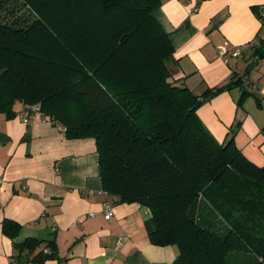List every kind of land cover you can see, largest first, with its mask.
Listing matches in <instances>:
<instances>
[{"label":"trees","instance_id":"1","mask_svg":"<svg viewBox=\"0 0 264 264\" xmlns=\"http://www.w3.org/2000/svg\"><path fill=\"white\" fill-rule=\"evenodd\" d=\"M161 4L0 0V114L38 106L68 139H95L103 190L151 210L150 241L176 246L174 264H236L241 255L264 264V166L238 148L241 123L219 143L198 115L242 81L234 75L201 95L176 85L175 48L155 18ZM249 97L244 91L238 107ZM2 228L10 239L21 231L11 220ZM16 249L19 264L58 257L55 239Z\"/></svg>","mask_w":264,"mask_h":264},{"label":"crops","instance_id":"2","mask_svg":"<svg viewBox=\"0 0 264 264\" xmlns=\"http://www.w3.org/2000/svg\"><path fill=\"white\" fill-rule=\"evenodd\" d=\"M161 1L155 18L175 48L172 81L201 95L236 75L242 82L204 103L198 115L219 143L241 123L236 144L263 167L264 57H258L264 53V16L258 13H264V0ZM252 42L259 44L258 54L249 48L232 55ZM222 48L231 55L229 63L219 55ZM244 91L250 97L239 108ZM16 112L11 119L0 114V264H19L13 259L16 246L28 238L55 239L58 257L44 264H174L176 246L150 241L151 210L116 203L103 190L95 139H68L63 127L22 104ZM107 201L111 219L104 211ZM5 220L21 225L16 238L4 235Z\"/></svg>","mask_w":264,"mask_h":264},{"label":"built area","instance_id":"3","mask_svg":"<svg viewBox=\"0 0 264 264\" xmlns=\"http://www.w3.org/2000/svg\"><path fill=\"white\" fill-rule=\"evenodd\" d=\"M262 16H264V13H262ZM257 45H258L257 42H252L249 45H244L242 47H238V49H236L235 52L232 55H234V56H240L245 51H247V49H249V48L252 49V48H254ZM219 55L221 56V58H224L225 59V63H229V58H230L231 55H229L227 49H225V48L220 49ZM29 109L32 110V111H35V112L40 113V108L38 106H32ZM25 114H26V112L25 113H22L21 117H23L25 119V121L27 122L28 121V117ZM104 211H105L106 217L108 219H111L113 217V205H112L111 202H109V201L105 202V204H104ZM125 239H126V237H123V238H121V241H123Z\"/></svg>","mask_w":264,"mask_h":264},{"label":"rangeland","instance_id":"4","mask_svg":"<svg viewBox=\"0 0 264 264\" xmlns=\"http://www.w3.org/2000/svg\"><path fill=\"white\" fill-rule=\"evenodd\" d=\"M14 5V4H13ZM28 15L30 14V12H28L27 13ZM28 19V18H27ZM29 20V19H28ZM30 21V20H29ZM29 21H26V23H29ZM232 58H234V57H232ZM232 58L230 59V60H232ZM201 108V107H200ZM217 218H215V220H216ZM214 223H215V221H214ZM221 228L220 229H222V232L223 231H227L228 229H229V226L227 225V223L225 222H221ZM227 233V232H226ZM236 256H234V258H235ZM250 255L249 256H244V255H241V256H239V257H237V262H236V264H252V262H251V260H250ZM233 258V259H234ZM232 262H233V260H232Z\"/></svg>","mask_w":264,"mask_h":264}]
</instances>
